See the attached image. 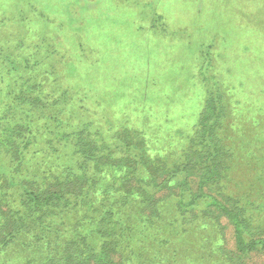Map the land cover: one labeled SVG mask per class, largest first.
<instances>
[{
    "label": "trees",
    "instance_id": "1",
    "mask_svg": "<svg viewBox=\"0 0 264 264\" xmlns=\"http://www.w3.org/2000/svg\"><path fill=\"white\" fill-rule=\"evenodd\" d=\"M3 24L0 19V264L20 238L27 239L22 264L264 258V204L251 190L257 180L264 184V96L242 102L224 84L205 83L188 132L161 141L130 127L126 113L119 126L82 114L84 101L69 96L58 79L54 45L42 35L15 37ZM220 218L232 228L231 249Z\"/></svg>",
    "mask_w": 264,
    "mask_h": 264
},
{
    "label": "rangeland",
    "instance_id": "2",
    "mask_svg": "<svg viewBox=\"0 0 264 264\" xmlns=\"http://www.w3.org/2000/svg\"><path fill=\"white\" fill-rule=\"evenodd\" d=\"M0 19L15 37L42 35L54 45L58 79L84 101L82 114L119 126L126 113L128 125L147 137L187 133L205 83L224 84L242 102L264 96V0H0ZM251 190L264 204V184L257 180ZM219 223L231 249L232 228L225 218ZM19 241L1 263L22 264L27 239ZM245 262L264 258L256 253Z\"/></svg>",
    "mask_w": 264,
    "mask_h": 264
}]
</instances>
